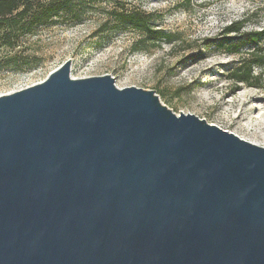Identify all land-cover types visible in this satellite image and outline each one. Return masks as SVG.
I'll return each mask as SVG.
<instances>
[{
    "label": "water",
    "instance_id": "1",
    "mask_svg": "<svg viewBox=\"0 0 264 264\" xmlns=\"http://www.w3.org/2000/svg\"><path fill=\"white\" fill-rule=\"evenodd\" d=\"M72 64L0 95V264H264V146Z\"/></svg>",
    "mask_w": 264,
    "mask_h": 264
},
{
    "label": "rangeland",
    "instance_id": "2",
    "mask_svg": "<svg viewBox=\"0 0 264 264\" xmlns=\"http://www.w3.org/2000/svg\"><path fill=\"white\" fill-rule=\"evenodd\" d=\"M120 1L128 9L151 13L154 24L173 40L134 51L145 34L116 32L108 14L112 6L104 3L87 6L83 23L74 25L65 19L42 26L21 35L13 46L4 43L0 26V95L45 80L71 59L76 78L110 74L121 88L158 90L164 104L176 113L196 114L264 146V85L237 88L230 78L251 54L264 52V38L230 52L228 47L241 42L242 36L223 31L236 22H244V33L264 29V0ZM209 38L215 41L210 47ZM254 72L260 75L264 68L255 66Z\"/></svg>",
    "mask_w": 264,
    "mask_h": 264
},
{
    "label": "trees",
    "instance_id": "3",
    "mask_svg": "<svg viewBox=\"0 0 264 264\" xmlns=\"http://www.w3.org/2000/svg\"><path fill=\"white\" fill-rule=\"evenodd\" d=\"M111 4L108 10L116 32L137 30L145 34L133 46L134 51L142 50L148 45L157 47L162 41L171 42L173 36L154 24V16L141 9H128L120 0H0V26L4 27V43L13 46L21 35L31 34L37 28L57 25L65 19L72 24L83 23L88 16L89 7ZM108 22H105V27ZM102 27V26H101ZM244 22L231 23L224 28L225 34L236 33L242 36L241 42L228 47L230 52H239L244 46L258 44L264 38V29L244 33ZM102 31V30H101ZM207 46L214 40H206ZM255 66L264 68V52L251 54L241 66L234 69L230 78L237 88L240 84L264 85V72L256 75ZM156 92L159 93L158 90Z\"/></svg>",
    "mask_w": 264,
    "mask_h": 264
}]
</instances>
